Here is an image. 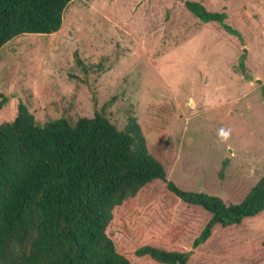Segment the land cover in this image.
I'll list each match as a JSON object with an SVG mask.
<instances>
[{"label": "rangeland", "instance_id": "1", "mask_svg": "<svg viewBox=\"0 0 264 264\" xmlns=\"http://www.w3.org/2000/svg\"><path fill=\"white\" fill-rule=\"evenodd\" d=\"M199 1L227 12L243 46L179 0H72L56 32L0 47V123L24 104L40 125L103 110L123 128L130 109L149 152L173 153L168 179L241 200L264 173V0ZM208 217L157 179L114 209L107 232L134 264H162L135 254L144 244L188 251L187 264H264V211L194 246Z\"/></svg>", "mask_w": 264, "mask_h": 264}, {"label": "trees", "instance_id": "2", "mask_svg": "<svg viewBox=\"0 0 264 264\" xmlns=\"http://www.w3.org/2000/svg\"><path fill=\"white\" fill-rule=\"evenodd\" d=\"M72 0H0V47L21 33L49 34L62 23ZM201 22L218 25L243 46L244 37L225 10L199 0H179ZM237 68L245 73L247 49ZM264 98V90L262 91ZM7 101L0 94V108ZM149 152L135 114L123 128L103 110L74 121L59 117L36 123L24 104L0 123V264H134L118 251L107 228L114 209L159 179L176 198L209 217L193 245L204 243L215 226L238 225L264 211V173L237 202L186 190L167 178L173 153ZM137 256L162 264H187L188 251L144 244Z\"/></svg>", "mask_w": 264, "mask_h": 264}, {"label": "clouds", "instance_id": "3", "mask_svg": "<svg viewBox=\"0 0 264 264\" xmlns=\"http://www.w3.org/2000/svg\"><path fill=\"white\" fill-rule=\"evenodd\" d=\"M225 135H226V133H225Z\"/></svg>", "mask_w": 264, "mask_h": 264}]
</instances>
